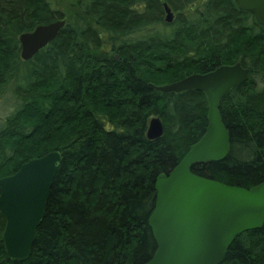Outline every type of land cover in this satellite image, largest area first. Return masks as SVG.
<instances>
[{"label":"trees","instance_id":"obj_1","mask_svg":"<svg viewBox=\"0 0 264 264\" xmlns=\"http://www.w3.org/2000/svg\"><path fill=\"white\" fill-rule=\"evenodd\" d=\"M172 11L165 21V7ZM65 24L31 59L18 36ZM240 62L249 74L218 102L229 150L191 172L248 189L264 182V25L234 0H0V178L61 153L30 256L0 264H146L155 180L205 132L208 99L155 86ZM7 109V108H6ZM163 133L149 139L150 118ZM220 264H264V225L242 232Z\"/></svg>","mask_w":264,"mask_h":264},{"label":"water","instance_id":"obj_2","mask_svg":"<svg viewBox=\"0 0 264 264\" xmlns=\"http://www.w3.org/2000/svg\"><path fill=\"white\" fill-rule=\"evenodd\" d=\"M234 1L239 9L251 12L256 22L264 25V0ZM164 7L165 21L169 23L173 13L166 4ZM64 24V19H56L21 33L20 57L31 59L54 40ZM248 74L249 69L236 62L155 86L164 92L202 91L208 99V112L201 138L169 172L156 177L155 205L148 218L156 250L146 264H220L237 236L264 225V182L245 189L190 170L197 162L226 157L229 135L221 122L218 102L246 81ZM162 133L161 120L150 118L147 138L155 139ZM60 163L61 153L53 150L0 178V212L6 220L2 238L13 260L23 261L31 254Z\"/></svg>","mask_w":264,"mask_h":264},{"label":"rangeland","instance_id":"obj_3","mask_svg":"<svg viewBox=\"0 0 264 264\" xmlns=\"http://www.w3.org/2000/svg\"><path fill=\"white\" fill-rule=\"evenodd\" d=\"M58 1V7L61 9H64L65 7H67L69 5V1L70 0H57ZM3 99L0 100V126L2 125L6 114L9 112L10 105H12V103L14 102V98L13 95H5V101L2 104ZM7 108V109H6Z\"/></svg>","mask_w":264,"mask_h":264}]
</instances>
